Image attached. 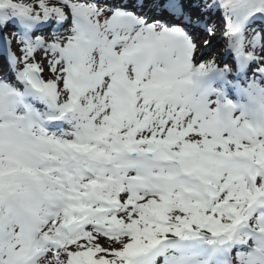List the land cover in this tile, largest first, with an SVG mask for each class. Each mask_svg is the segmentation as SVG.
Listing matches in <instances>:
<instances>
[{"label":"snow or ice","instance_id":"obj_1","mask_svg":"<svg viewBox=\"0 0 264 264\" xmlns=\"http://www.w3.org/2000/svg\"><path fill=\"white\" fill-rule=\"evenodd\" d=\"M0 264H264V0H0Z\"/></svg>","mask_w":264,"mask_h":264}]
</instances>
